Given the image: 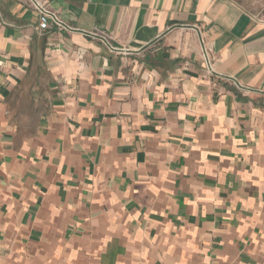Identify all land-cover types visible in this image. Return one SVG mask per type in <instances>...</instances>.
<instances>
[{
	"label": "crops",
	"instance_id": "crops-1",
	"mask_svg": "<svg viewBox=\"0 0 264 264\" xmlns=\"http://www.w3.org/2000/svg\"><path fill=\"white\" fill-rule=\"evenodd\" d=\"M39 1L75 31L0 0V264H264V0Z\"/></svg>",
	"mask_w": 264,
	"mask_h": 264
},
{
	"label": "built area",
	"instance_id": "built-area-1",
	"mask_svg": "<svg viewBox=\"0 0 264 264\" xmlns=\"http://www.w3.org/2000/svg\"><path fill=\"white\" fill-rule=\"evenodd\" d=\"M27 1L38 16V28L40 31L45 32L49 30L51 27L57 28L58 30H62V31H75L74 29L70 28L68 25L63 23L55 13L49 11L46 8V6L43 3H41L39 0H27ZM87 35L91 39L98 41L100 44H102V46H104L108 51L112 53L124 52V50H118L114 48L110 44L108 39L105 38V36H100L94 33ZM206 63L208 64L207 61Z\"/></svg>",
	"mask_w": 264,
	"mask_h": 264
}]
</instances>
